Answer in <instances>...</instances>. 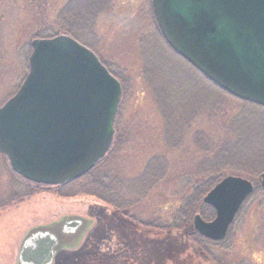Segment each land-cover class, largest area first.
I'll return each mask as SVG.
<instances>
[{
	"label": "rangeland",
	"instance_id": "1",
	"mask_svg": "<svg viewBox=\"0 0 264 264\" xmlns=\"http://www.w3.org/2000/svg\"><path fill=\"white\" fill-rule=\"evenodd\" d=\"M46 34L76 38L120 82L115 136L103 166L135 204L123 216L92 196L60 197L54 187L16 175L0 153V264L17 262L31 231H54L57 222L73 219L85 229L63 237L54 264H264V190L246 199L224 243L207 244V250L192 225L142 226H172L191 193L188 180L199 184L210 177L201 163L240 165L247 158L251 171L223 166L219 179L238 176L259 185L264 108L227 95L173 53L151 0H0V107L27 74L31 42ZM150 169L156 181L136 199L139 179Z\"/></svg>",
	"mask_w": 264,
	"mask_h": 264
},
{
	"label": "water",
	"instance_id": "2",
	"mask_svg": "<svg viewBox=\"0 0 264 264\" xmlns=\"http://www.w3.org/2000/svg\"><path fill=\"white\" fill-rule=\"evenodd\" d=\"M151 6L176 55L230 96L264 108V0H151ZM30 45L27 74L0 107V153L24 180L62 186L107 155L122 88L96 55L69 35ZM258 180L264 190V171ZM252 192L246 179L223 178L203 199L214 219L194 216V231L222 241ZM85 226L73 219L57 222L54 231H31L21 242L17 264H53L63 237L77 236Z\"/></svg>",
	"mask_w": 264,
	"mask_h": 264
},
{
	"label": "trees",
	"instance_id": "3",
	"mask_svg": "<svg viewBox=\"0 0 264 264\" xmlns=\"http://www.w3.org/2000/svg\"><path fill=\"white\" fill-rule=\"evenodd\" d=\"M62 31L66 33L68 32L66 29H62ZM68 34L71 35L72 32L70 31ZM51 36H53V34L40 35L39 37L37 36V38H49ZM74 39L76 40V38ZM106 159L107 157H105V159L99 162L95 166V168L86 175L76 180L67 182L62 186L54 187V189H56L55 190L56 195L67 198H71L77 195L92 196L102 201L113 210L120 212L123 216L128 215L127 213L135 203L134 201H131L127 198L124 191L125 187L121 182L118 181V178L115 177L114 175L111 176L112 175L111 172L104 169L103 165ZM241 162L242 164L240 165L238 164L229 165V163L224 162L223 160H215V161L213 160L211 161L210 165H208V167L206 163H201L199 165V168L201 170H204L203 173H208L210 177L209 179L202 181L199 184L192 183L190 182V180H188L187 186L190 187L191 193L183 200V203L180 206V208L175 211V216L173 219L172 226L161 227L159 225H155L151 223H142V226L146 228H154V229L156 228L161 230H168V229L179 230L192 225L193 218L196 214H199L200 217L205 221L213 220L215 216L214 210L211 207L202 204L201 201L206 196V194L221 180L219 179L218 174L222 170L223 166L225 167L236 166L239 168V171L244 173H245L244 170L250 169L247 166V163L250 162L249 159L247 158L242 159ZM251 170L252 169H250V171ZM251 174L256 175L257 173L252 172ZM156 178H157L156 174L152 173V170L150 169L149 173H146L142 178L139 179L141 181V186L140 183L137 182V184L140 186V189L142 190L140 194L137 195L136 199L145 196V194L148 192L149 188L151 187L152 183L156 181L155 180ZM261 191L263 190H261L258 183H256L254 184V191L251 194V196L255 192H261ZM0 206L2 205L0 204ZM193 235L194 237L198 238L197 242L201 244L203 246L201 247L204 248L205 250H207L205 248L207 244L211 246H219L224 243L223 241L217 243L211 242L201 237L197 233H194ZM225 249L227 250V248Z\"/></svg>",
	"mask_w": 264,
	"mask_h": 264
}]
</instances>
